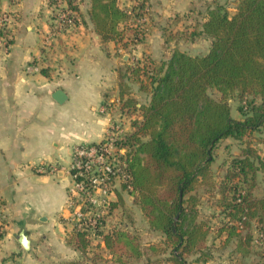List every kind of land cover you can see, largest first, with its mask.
<instances>
[{
    "label": "trees",
    "instance_id": "1",
    "mask_svg": "<svg viewBox=\"0 0 264 264\" xmlns=\"http://www.w3.org/2000/svg\"><path fill=\"white\" fill-rule=\"evenodd\" d=\"M89 1V19L103 41L124 40L126 31L145 41L146 35L140 37L139 28L129 25L147 13L148 0L130 11L119 0ZM182 34L209 39V49L194 54L176 47L167 60L148 56L119 73L120 108L132 114L141 111V118L132 121L134 131L124 133L131 177L121 189L134 195L150 228L163 233L171 246L168 257H148L145 264H190L188 256L205 254L210 226L201 218L200 207L206 201L225 216L219 231L226 232V241H237L242 258L258 254L246 264H264V192L256 193L264 184V156L254 144L264 142L255 135L264 126V0H238L233 13L212 0L196 28ZM0 35L11 42L7 30ZM142 73L150 75L148 82L140 81V90L151 98L139 105L130 81ZM210 89L218 90L220 97ZM231 95L241 101L240 119L232 115ZM228 137L243 146L240 154L230 155L218 178L212 167L214 150ZM122 192L112 210L124 204ZM255 231L262 236L257 251ZM95 235L104 245L94 243ZM66 242L82 256L54 264H129L144 254L139 237L123 226L75 227Z\"/></svg>",
    "mask_w": 264,
    "mask_h": 264
},
{
    "label": "crops",
    "instance_id": "2",
    "mask_svg": "<svg viewBox=\"0 0 264 264\" xmlns=\"http://www.w3.org/2000/svg\"><path fill=\"white\" fill-rule=\"evenodd\" d=\"M192 2L148 0L145 41L135 43L131 31L124 40L103 41L89 19L90 1L80 0L81 24L47 47L53 1H1L0 20L3 14L10 17L11 42L4 44L0 35V264H54L81 255L66 242L74 229L68 206L73 149L103 140L112 124L124 133L134 131L132 121L141 118V111L120 108L119 73L134 64L137 52L139 57L167 60L176 47L186 50L180 35L190 26L183 30L179 21ZM119 5L127 9L135 3L119 0ZM130 84L139 105L150 100V93ZM58 89L67 95L61 103L53 97ZM232 115L242 118L233 109ZM255 135L264 138V126ZM225 140L233 148L239 142ZM254 144L264 156V142ZM232 151L240 154L241 147ZM119 192L121 186L114 200ZM95 242L104 245L101 239Z\"/></svg>",
    "mask_w": 264,
    "mask_h": 264
},
{
    "label": "built area",
    "instance_id": "3",
    "mask_svg": "<svg viewBox=\"0 0 264 264\" xmlns=\"http://www.w3.org/2000/svg\"><path fill=\"white\" fill-rule=\"evenodd\" d=\"M54 13L50 30L45 37L46 44L54 43L73 33L82 20L79 10L80 0H52ZM140 0H134L135 5ZM129 11L130 8H127ZM147 11V8H146ZM131 13V12H130ZM10 17L3 14L0 20V29L7 28ZM146 18L140 17L136 27L141 31L140 37L148 31L145 25ZM1 41L7 44V38L1 37ZM139 38H135V43ZM30 68V67H29ZM124 132L121 128L112 124L110 131L103 140L96 143L78 144L73 149L71 175L74 180L73 187L69 190L68 206L71 210L74 228L101 226L112 229L115 226L108 225L112 214V202L118 183L128 182L131 175L128 171L127 148L123 141ZM2 230L0 228V234ZM96 240L100 236H94Z\"/></svg>",
    "mask_w": 264,
    "mask_h": 264
},
{
    "label": "rangeland",
    "instance_id": "4",
    "mask_svg": "<svg viewBox=\"0 0 264 264\" xmlns=\"http://www.w3.org/2000/svg\"><path fill=\"white\" fill-rule=\"evenodd\" d=\"M211 0H193L190 4V12L184 14V18H182L179 22V26L185 30L188 26H190L188 31H192L196 28V25L199 21L202 20L203 13H205L207 9V5ZM218 2L224 3L228 6L229 10L233 13L234 7L238 0H217ZM203 12V13H202ZM188 23V26H187ZM7 28L0 29V32L5 33ZM182 44V48H186L187 51L191 53H202L205 52L208 40L203 37H197L196 41H187L186 36L180 35ZM185 39V40H184ZM189 39V38H188ZM53 43H47V47H50ZM180 48V47H179ZM205 48V49H204ZM130 55V53H127ZM140 55V54H139ZM138 52L132 58L134 63L139 59V61H143L145 59L144 56H138ZM158 61V59H156ZM148 72L151 73L152 66L149 65L147 68ZM150 75V74H148ZM148 75L142 73L140 77H136L137 81L133 80L134 88L138 91L140 90V81H149ZM145 92V91H144ZM143 92V93H144ZM210 93L216 97H220V92L216 89H210ZM229 100L233 107L234 115H238L240 112L238 111L239 105L241 104L240 99L236 95H231ZM241 143H235V150L240 149ZM233 144L223 140L214 150V161L212 163V167L214 171H217L218 178L224 173V168L227 166V161L232 154ZM121 186V183H118L116 189ZM264 192L263 183L260 184L256 193L261 194ZM124 204L117 206L113 209L110 221L108 225L117 226V227H126L135 233L142 244V249L144 251L143 256L139 260H131L129 264H145L147 262L148 257L155 259L166 258L170 255L171 246L166 241L165 235L157 230H153L150 228L147 221L143 218V214L139 207V204L135 202L134 195L128 193V191H124ZM115 198V193H114ZM200 216L202 219L206 220L210 226V232L208 235V244L204 250V255H200V253L193 254L188 256V261L190 264H246V262L250 261L252 257H256L258 254L253 253L252 256L248 258H242L241 252L236 248V240L234 241H226V232L219 231L220 227L225 221V216L219 211L218 207H210L209 203L206 201L200 207ZM69 220L71 224H73L72 215L69 216ZM74 227V226H73ZM105 229V228H104ZM59 231V230H58ZM255 242L253 243V249L255 251L259 250L258 243L262 242V236L255 231ZM96 241V237L94 239V243ZM103 253L108 255L106 249L101 250ZM82 255H80L77 259H79ZM62 257V256H61ZM205 259L207 258V262H198L196 258ZM73 259V258H72ZM66 261V260H63ZM59 262H62L59 261ZM117 264H121L118 262Z\"/></svg>",
    "mask_w": 264,
    "mask_h": 264
},
{
    "label": "water",
    "instance_id": "5",
    "mask_svg": "<svg viewBox=\"0 0 264 264\" xmlns=\"http://www.w3.org/2000/svg\"><path fill=\"white\" fill-rule=\"evenodd\" d=\"M53 97H54L58 102L61 103V102H63V101L66 99L67 95H66V93H65L62 89H58V90H56V92L54 93ZM21 240H22V243H24V245H25L26 242H27L26 239H25V235L22 236Z\"/></svg>",
    "mask_w": 264,
    "mask_h": 264
}]
</instances>
